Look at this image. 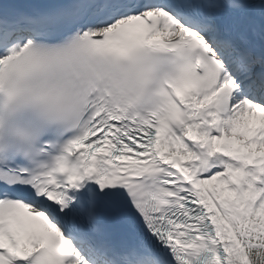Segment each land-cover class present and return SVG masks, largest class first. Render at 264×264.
<instances>
[{
	"label": "snow or ice",
	"instance_id": "obj_1",
	"mask_svg": "<svg viewBox=\"0 0 264 264\" xmlns=\"http://www.w3.org/2000/svg\"><path fill=\"white\" fill-rule=\"evenodd\" d=\"M0 264H264V0H0Z\"/></svg>",
	"mask_w": 264,
	"mask_h": 264
}]
</instances>
